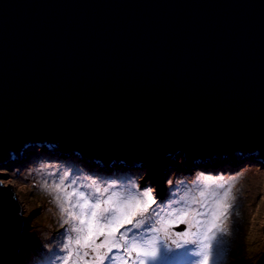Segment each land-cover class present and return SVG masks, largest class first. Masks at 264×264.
<instances>
[{
  "label": "water",
  "instance_id": "1",
  "mask_svg": "<svg viewBox=\"0 0 264 264\" xmlns=\"http://www.w3.org/2000/svg\"><path fill=\"white\" fill-rule=\"evenodd\" d=\"M34 146L148 170L163 193L181 153L264 167V0H0V168ZM3 177L14 264L25 227Z\"/></svg>",
  "mask_w": 264,
  "mask_h": 264
},
{
  "label": "rangeland",
  "instance_id": "2",
  "mask_svg": "<svg viewBox=\"0 0 264 264\" xmlns=\"http://www.w3.org/2000/svg\"><path fill=\"white\" fill-rule=\"evenodd\" d=\"M27 150L29 154L24 155L22 160L0 168L4 174L2 182L10 183L17 196L25 227L21 249L14 264H42L41 259L48 261L44 264H63V258L67 255L63 246L70 233L68 226L62 222L52 194L45 190L44 185L58 183L65 174L68 175L66 184L73 180L77 185L96 181L101 188L115 184L114 190L117 191L151 189L157 205L164 212L183 207V203L179 202L180 195L194 194L201 176L237 177L233 188L235 200H229L233 204L232 215L224 223L227 234L220 237L223 243L211 264H264V167L253 158L235 162L225 159L197 165L187 163L181 153L175 158H180L177 163L183 166L168 170L167 185L172 186L163 193L159 181L148 176V170L117 165L102 168L101 164L91 163L73 154H60L58 150L53 152L52 148L44 146ZM82 190L90 191L88 188ZM183 227V231H186L188 226L174 223L171 230L182 232L178 230ZM177 251L182 252L183 249ZM197 259L184 256L165 264H195Z\"/></svg>",
  "mask_w": 264,
  "mask_h": 264
},
{
  "label": "snow or ice",
  "instance_id": "3",
  "mask_svg": "<svg viewBox=\"0 0 264 264\" xmlns=\"http://www.w3.org/2000/svg\"><path fill=\"white\" fill-rule=\"evenodd\" d=\"M67 180L65 174L44 185L70 233L63 264H165L184 256L211 264L227 234L224 223L232 215L229 200H235L237 183V177L201 176L194 194L180 195L183 207L164 212L151 189L124 192L114 190L115 184L101 188L96 181ZM174 223L186 224L187 230L173 232Z\"/></svg>",
  "mask_w": 264,
  "mask_h": 264
},
{
  "label": "trees",
  "instance_id": "4",
  "mask_svg": "<svg viewBox=\"0 0 264 264\" xmlns=\"http://www.w3.org/2000/svg\"><path fill=\"white\" fill-rule=\"evenodd\" d=\"M101 167L103 168V167H105V166H103V165H101ZM111 168V167H110ZM110 170V169H109ZM135 170H140V169H135ZM110 172V171H109ZM170 175V173L168 174V176ZM203 175V174H202ZM214 176V175H213ZM171 186L172 185H170V184H168V185H166V190H168L169 188H171ZM42 261V264H44V262H46L47 260L46 259H41ZM48 262V261H47Z\"/></svg>",
  "mask_w": 264,
  "mask_h": 264
},
{
  "label": "clouds",
  "instance_id": "5",
  "mask_svg": "<svg viewBox=\"0 0 264 264\" xmlns=\"http://www.w3.org/2000/svg\"><path fill=\"white\" fill-rule=\"evenodd\" d=\"M47 148H51V147H47ZM52 150H53V152L56 151V150L53 149V147H52ZM60 154H62V153H60ZM23 156H24V155H23ZM23 156H22V157H23ZM224 160H225V159H224ZM224 160H223V161H224ZM226 160H227V161H228V160L230 161V159H226ZM237 160H239V159H237ZM248 160H249V159H248ZM216 162H220V161H216ZM230 162H231V161H230ZM214 163H215V162H214ZM101 165H102V164H101ZM101 165H100V167H101ZM111 166H112V165H111ZM111 166H110V167H111Z\"/></svg>",
  "mask_w": 264,
  "mask_h": 264
},
{
  "label": "bare ground",
  "instance_id": "6",
  "mask_svg": "<svg viewBox=\"0 0 264 264\" xmlns=\"http://www.w3.org/2000/svg\"><path fill=\"white\" fill-rule=\"evenodd\" d=\"M22 158H24V156H23V157H20V159H21V160H22ZM230 160H231V159H230ZM232 161H234V162H235V161H238V160H237V159H235V160H231V162H232Z\"/></svg>",
  "mask_w": 264,
  "mask_h": 264
}]
</instances>
